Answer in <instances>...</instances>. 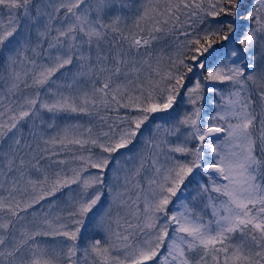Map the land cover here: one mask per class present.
I'll use <instances>...</instances> for the list:
<instances>
[{
    "label": "snow or ice",
    "instance_id": "1",
    "mask_svg": "<svg viewBox=\"0 0 264 264\" xmlns=\"http://www.w3.org/2000/svg\"><path fill=\"white\" fill-rule=\"evenodd\" d=\"M0 264H264V0H0Z\"/></svg>",
    "mask_w": 264,
    "mask_h": 264
},
{
    "label": "trees",
    "instance_id": "2",
    "mask_svg": "<svg viewBox=\"0 0 264 264\" xmlns=\"http://www.w3.org/2000/svg\"><path fill=\"white\" fill-rule=\"evenodd\" d=\"M222 87V86H221ZM208 95H211V94H208Z\"/></svg>",
    "mask_w": 264,
    "mask_h": 264
}]
</instances>
